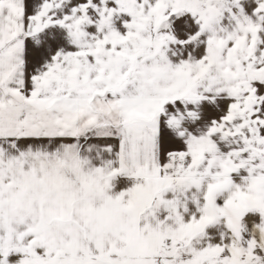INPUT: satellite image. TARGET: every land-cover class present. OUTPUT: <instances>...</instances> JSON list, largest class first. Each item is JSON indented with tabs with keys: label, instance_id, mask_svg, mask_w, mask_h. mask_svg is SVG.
Listing matches in <instances>:
<instances>
[{
	"label": "snow or ice",
	"instance_id": "obj_1",
	"mask_svg": "<svg viewBox=\"0 0 264 264\" xmlns=\"http://www.w3.org/2000/svg\"><path fill=\"white\" fill-rule=\"evenodd\" d=\"M0 264H264V0H0Z\"/></svg>",
	"mask_w": 264,
	"mask_h": 264
}]
</instances>
